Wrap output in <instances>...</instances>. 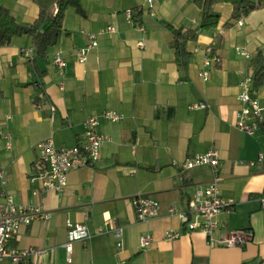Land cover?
Wrapping results in <instances>:
<instances>
[{"label": "crops", "instance_id": "crops-1", "mask_svg": "<svg viewBox=\"0 0 264 264\" xmlns=\"http://www.w3.org/2000/svg\"><path fill=\"white\" fill-rule=\"evenodd\" d=\"M78 2L81 11L66 9L61 35L44 54H37L29 35L0 46L3 189L15 202L50 213L46 220L21 226L10 245L44 250L36 264H264V139L260 131L249 135L235 125L241 71L253 77L250 62L258 52L264 55V7L233 20L230 3H214L217 26L186 43L190 56L186 70H180L170 28H198L200 9L191 0H155L151 8L145 0ZM1 7L26 26L39 13L34 0H0ZM127 9L135 11L133 21L125 17ZM108 25L115 32L97 35L86 61L78 62L76 53L89 43L87 34ZM140 41L143 48L137 46ZM56 54L66 60L61 74L53 62ZM253 89L264 106V80ZM197 103L206 107L192 108ZM103 111L122 119L100 121L98 132L108 139L98 161L68 172L62 190L45 188L38 143L51 138L57 147L82 145L85 119ZM211 148L220 156L215 171L179 169L187 157ZM215 175L221 195L234 203L217 216L213 235L249 231L251 238L240 246L210 242L201 231H188L178 216L197 185ZM137 195L156 199L160 214L138 221ZM106 219L123 227L121 248L111 232L98 233ZM67 220L85 224L90 233L87 240L72 243L70 261L64 246ZM167 231L179 237L164 239ZM144 234L154 238L146 248L139 243Z\"/></svg>", "mask_w": 264, "mask_h": 264}, {"label": "built area", "instance_id": "built-area-1", "mask_svg": "<svg viewBox=\"0 0 264 264\" xmlns=\"http://www.w3.org/2000/svg\"><path fill=\"white\" fill-rule=\"evenodd\" d=\"M146 4L151 8L155 0H145ZM128 21L134 20L135 11L127 9L124 12ZM241 23V21L239 22ZM143 30V27L140 25ZM115 27L108 25L97 33H88L89 43L79 49L76 53L78 62H84L88 53L97 45L96 36L103 33H114ZM139 48L144 47L142 41L137 43ZM211 52V47L206 49ZM245 57L249 55L245 51H240ZM53 62L57 67L58 73L61 74L66 66V60L60 55L54 56ZM211 60L204 59V65H209ZM203 76L207 75L206 71H202ZM239 81L240 92L237 100L241 104L240 109L235 115L236 127L246 133L253 134L260 131L264 139V106L261 105L255 91L253 89V77L247 71L242 70ZM61 84V89H62ZM43 98L42 91L37 94V101ZM204 103L192 105V108H205ZM109 122H118L122 119V115L114 111H103L101 115H91L85 119V142L82 145L73 147H57L51 138H47L38 143L39 162L44 168L42 175V184L47 189L62 190L66 185V175L72 170H76L85 166L94 165L100 156V148L108 139L107 136L98 132V126L101 120ZM9 138L8 134L4 135ZM262 155H259L261 160ZM220 156L217 149L211 148L204 153H197L187 157L179 164L181 171L191 170L201 166H207L214 171L219 164ZM255 162H250L253 166ZM218 177L215 175L212 180L207 183L197 185L196 190L188 202V208L178 213L182 223L188 231H201L210 242H216L220 245L232 247L240 246L251 238V233L246 230H235L223 233L218 239L214 237V232L218 228L217 216L225 209L231 207L234 203L232 199L224 198L218 185ZM0 195L3 201L0 202V264H20L25 260H36L43 255L44 250L39 248H22L18 249L10 245L11 241L16 237L21 226H27L35 220H46L50 218V213L41 206L29 205L25 206L15 202L11 196L7 195L3 189L5 180L4 172L0 170ZM261 206L264 208V197L260 199ZM133 206L140 222H147L156 218L160 214V204L156 199L146 195H137L133 198ZM67 241L64 244L67 250V260L70 261L69 254L72 249V243L76 241H85L90 237L89 230L85 224L72 223L66 221ZM111 232L116 240V246L122 247L123 243V227L113 225L111 219H106L98 228V233L103 234ZM179 237V233L175 231H167L164 239L173 240ZM154 238L150 234L140 236L139 243L143 248L148 247Z\"/></svg>", "mask_w": 264, "mask_h": 264}, {"label": "trees", "instance_id": "trees-1", "mask_svg": "<svg viewBox=\"0 0 264 264\" xmlns=\"http://www.w3.org/2000/svg\"><path fill=\"white\" fill-rule=\"evenodd\" d=\"M39 7V13L31 25H21L16 22L11 12L0 8V46L8 45L15 36L29 35L33 37L37 54L42 55L47 47L56 43L61 35L65 11L74 6L81 11L78 0H34ZM200 9L199 26L196 29L179 30L170 28L173 39L170 42L174 50V60L180 70H186L189 52L186 43L196 38L198 32L210 30L217 26L219 16L212 12L216 2H227L232 5V19L238 20L251 11L264 7V0H191ZM253 70V88L264 80V55L258 52L250 62Z\"/></svg>", "mask_w": 264, "mask_h": 264}, {"label": "rangeland", "instance_id": "rangeland-1", "mask_svg": "<svg viewBox=\"0 0 264 264\" xmlns=\"http://www.w3.org/2000/svg\"><path fill=\"white\" fill-rule=\"evenodd\" d=\"M132 2V1H131Z\"/></svg>", "mask_w": 264, "mask_h": 264}]
</instances>
